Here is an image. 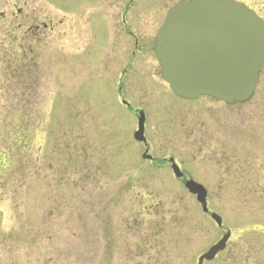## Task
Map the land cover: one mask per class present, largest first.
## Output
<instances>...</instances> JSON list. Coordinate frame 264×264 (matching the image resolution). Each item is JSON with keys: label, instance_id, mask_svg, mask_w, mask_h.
I'll return each instance as SVG.
<instances>
[{"label": "rangeland", "instance_id": "1", "mask_svg": "<svg viewBox=\"0 0 264 264\" xmlns=\"http://www.w3.org/2000/svg\"><path fill=\"white\" fill-rule=\"evenodd\" d=\"M235 1L264 19V0ZM177 2L131 11L154 26ZM129 4L0 0V264H198L227 232L204 264H264V67L247 104L178 99L155 31L125 33ZM139 111L152 163L134 139Z\"/></svg>", "mask_w": 264, "mask_h": 264}, {"label": "water", "instance_id": "2", "mask_svg": "<svg viewBox=\"0 0 264 264\" xmlns=\"http://www.w3.org/2000/svg\"><path fill=\"white\" fill-rule=\"evenodd\" d=\"M155 56L161 63V76L170 90L189 101L210 97L226 104L248 102L264 67V20L246 5L232 0L180 2L167 15L155 42ZM145 114L140 112L137 142L146 144ZM148 150L143 159L151 160ZM176 178L183 173L173 159ZM186 190L196 197L204 214H209L207 190L193 180ZM210 218L222 226L215 213ZM228 232L198 264L212 262L226 249Z\"/></svg>", "mask_w": 264, "mask_h": 264}, {"label": "flooded vegetation", "instance_id": "3", "mask_svg": "<svg viewBox=\"0 0 264 264\" xmlns=\"http://www.w3.org/2000/svg\"><path fill=\"white\" fill-rule=\"evenodd\" d=\"M178 2H180V1H189V0H177ZM134 2H135V0H129V5L128 6H125L124 8V12H125V14L124 15H121V21H122V25H123V27H124V31H125V33L127 34V35H129L130 37H134V33L132 32V30L130 29V25H129V23H132V24H135V26L141 31V32H143V33H146V34H150V32L151 31H155L154 32V37H153V55H154V58L156 59V57H155V54H154V48H155V40H156V37H157V34H158V31H159V29H160V27L162 26V24L164 23V21H165V18H164V21H163V23L161 24V23H155L154 24V26H149V25H147V23H146V20H144V21H141V18L142 19H145L146 17L145 16H143V17H140V16H138L137 17V14H136V11H131V10H133L132 9V5L134 4ZM177 2V3H178ZM176 3V4H177ZM175 5V4H174ZM134 20V21H133ZM156 25H159V26H157V29L155 28L156 27ZM139 26V27H138ZM141 27H144L145 28V30L144 29H142ZM38 29V28H37ZM32 30H34V29H30V31H32ZM36 31V30H35ZM136 36V35H135ZM33 38H34V40H36V38L33 36ZM140 45V41H135V47L137 48V49H139V46ZM28 51H29V55H32L31 54V52H33V51H35V49H33V48H30V49H28ZM138 52H140V51H138ZM135 52H133V54H134ZM28 55V54H27ZM156 61L158 62V64H159V76H160V72H161V67H160V63H159V61L156 59ZM18 75V77H19V74H17ZM120 81H121V79H120ZM148 146V149H149V153H150V146L149 145H147ZM145 150H146V148H145ZM151 162L150 163H152L153 161L152 160H150ZM165 162H167V164H168V162H169V159L168 160H166Z\"/></svg>", "mask_w": 264, "mask_h": 264}]
</instances>
